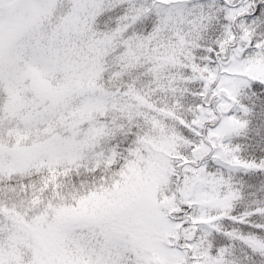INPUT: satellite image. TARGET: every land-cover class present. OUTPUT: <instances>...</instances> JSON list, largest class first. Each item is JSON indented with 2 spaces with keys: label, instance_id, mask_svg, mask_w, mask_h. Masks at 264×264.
<instances>
[{
  "label": "snow or ice",
  "instance_id": "6c2138e0",
  "mask_svg": "<svg viewBox=\"0 0 264 264\" xmlns=\"http://www.w3.org/2000/svg\"><path fill=\"white\" fill-rule=\"evenodd\" d=\"M0 264H264V0H0Z\"/></svg>",
  "mask_w": 264,
  "mask_h": 264
}]
</instances>
